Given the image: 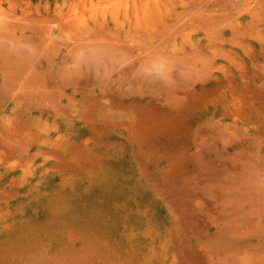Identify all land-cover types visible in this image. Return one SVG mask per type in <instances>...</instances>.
Segmentation results:
<instances>
[{
  "label": "rangeland",
  "instance_id": "rangeland-1",
  "mask_svg": "<svg viewBox=\"0 0 264 264\" xmlns=\"http://www.w3.org/2000/svg\"><path fill=\"white\" fill-rule=\"evenodd\" d=\"M0 264H264V0H0Z\"/></svg>",
  "mask_w": 264,
  "mask_h": 264
},
{
  "label": "bare ground",
  "instance_id": "bare-ground-1",
  "mask_svg": "<svg viewBox=\"0 0 264 264\" xmlns=\"http://www.w3.org/2000/svg\"><path fill=\"white\" fill-rule=\"evenodd\" d=\"M114 1V0H113ZM142 1V0H141ZM67 3V2H66ZM74 4V3H73ZM83 4H84V2H83ZM106 4V3H105ZM71 5V4H70ZM73 6H75V5H73ZM128 6V5H127ZM76 7V6H75ZM91 8H94L93 6H91ZM98 8V7H97ZM120 9V8H119ZM129 9V8H128ZM69 11V15L67 14H62V12H61V16H62V18L64 19V21H66V24H68L69 26H70V9H68ZM72 10H73V8H72ZM89 10H91V9H89ZM223 10V9H222ZM120 11V10H119ZM83 12V11H82ZM64 13V12H63ZM107 13L105 12V11H103L100 15H97V14H93V15H91L90 16V18L92 19V23H101V24H103V23H105L106 24V21L108 20L107 19ZM118 15H119V12L118 11H114L113 13H111L110 14V18L111 19H117L118 18ZM161 15V14H160ZM74 16H76V14L74 15ZM84 16V15H83ZM97 16H100V17H97ZM120 16V15H119ZM148 17H149V15H147ZM146 16V17H147ZM158 16H159V14H158ZM80 17V16H79ZM132 17V16H131ZM148 17H147V20H149L150 19V17H149V19H148ZM164 17V16H163ZM162 17V18H163ZM2 18V17H1ZM61 18V19H62ZM75 18V17H74ZM99 18H102V19H99ZM129 18V17H128ZM162 18H161V20H162ZM79 19V18H78ZM164 19V18H163ZM146 20V21H147ZM125 21V20H124ZM158 21V20H157ZM86 22H87V20H85V19H83L82 18V20H78V21H76V22H74L73 23V27H75L76 28V30H84V29H86V28H88V25L86 24ZM122 22V21H121ZM149 22V21H148ZM147 23V22H146ZM160 23V22H159ZM164 23V22H163ZM149 24V23H148ZM155 24H156V22H155ZM90 25V24H89ZM95 25V24H94ZM114 25H115V23H114ZM120 25V24H119ZM18 26V25H17ZM67 26V25H66ZM93 26V25H92ZM102 26V25H101ZM117 26V25H116ZM91 27V26H90ZM149 28V27H148ZM126 29V28H125ZM141 29V28H140ZM139 29V30H140ZM133 30V29H132ZM143 30H144V28H143ZM213 36V35H212ZM96 39V38H95ZM150 40V39H149ZM97 43V42H96ZM48 45V44H47ZM148 49V48H147ZM50 52V51H49ZM43 53V52H42ZM41 53V54H42ZM196 53V52H195ZM150 55V54H149ZM103 58V57H102ZM39 60V59H38ZM72 78V77H71ZM69 79V78H68ZM74 79V78H73ZM61 81V80H60ZM59 81V82H60ZM68 81V80H67ZM80 81V80H79ZM71 82V81H70ZM77 82V81H76ZM69 84H71V83H69ZM74 84H76V83H74ZM14 85V84H13ZM79 85V84H78ZM31 87V86H30ZM92 87V86H91ZM14 88V87H13ZM11 89V88H10ZM74 89V88H73ZM130 89V88H129ZM74 91V90H73ZM47 93V92H46ZM18 94V93H17ZM48 94V93H47ZM20 95V94H19ZM37 95V94H36ZM46 95V94H45ZM11 97V96H10ZM32 100H33V98H32ZM85 100V99H84ZM54 101V100H53ZM3 142V141H2ZM10 145V144H9ZM16 151L18 150V149H15Z\"/></svg>",
  "mask_w": 264,
  "mask_h": 264
}]
</instances>
